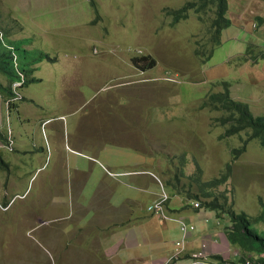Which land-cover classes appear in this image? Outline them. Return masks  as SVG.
Returning <instances> with one entry per match:
<instances>
[{"label": "rangeland", "instance_id": "1", "mask_svg": "<svg viewBox=\"0 0 264 264\" xmlns=\"http://www.w3.org/2000/svg\"><path fill=\"white\" fill-rule=\"evenodd\" d=\"M188 1L193 0H0V30L25 43L23 56L42 51L58 58L41 60L43 82L21 87V95L33 91L53 110L60 88L58 110H65L60 119L69 126L66 133H71L70 119L77 120L68 102H78L83 113L79 131L90 140L81 152L95 156L97 164L84 186L87 193L106 165L117 174L146 170L154 175L146 176L142 188L130 180L118 187L114 178L106 179L89 206L77 207V191L63 189L62 175L53 172L55 159L48 157L25 184L18 178L9 206L0 198V264H144L142 255L151 260L163 251L158 238L152 242L160 224L147 210L151 194L165 188L166 205L188 200L227 164L229 178L211 189L212 197L226 198L235 211L260 214L264 148L255 138L243 143L249 130L225 136L228 124L221 117L226 113L204 103L227 82L232 99L245 102L253 115L264 114V59L254 60L264 52V0H228L231 24L216 44L209 31L211 9L190 8L175 20L172 11ZM212 47L206 61L195 53L199 49L206 56ZM63 57L69 61L61 63ZM79 90L90 100L84 101ZM240 147L236 155L233 149ZM73 163L66 172L73 171ZM170 177L179 178L180 192L170 193ZM116 194L118 204L109 203ZM124 198L138 202L121 203ZM177 231L172 227L165 235L166 247Z\"/></svg>", "mask_w": 264, "mask_h": 264}, {"label": "crops", "instance_id": "2", "mask_svg": "<svg viewBox=\"0 0 264 264\" xmlns=\"http://www.w3.org/2000/svg\"><path fill=\"white\" fill-rule=\"evenodd\" d=\"M67 58L63 57L61 63H67L69 61ZM57 60L58 58H56V62ZM39 64L40 62H37L33 65L35 70L30 74L31 77H36L39 80L29 84L43 82L44 79L38 75ZM23 87L21 89H23ZM79 91L84 101L90 100L81 90ZM30 95L31 96L25 97L24 94H22L21 97L23 99L19 101L14 100V105L10 107V111H7L6 106L9 105L0 95V198L3 200V205L9 206L12 199L10 197H13L15 193L13 187L16 181H18V178L20 177L21 182L25 184V182L29 180L32 172L35 173L45 165L48 157H50V159L52 157L55 159L53 172L62 175L64 182L63 189L65 191H77L78 203L75 204L77 207L89 206L99 184L103 183L106 179L114 178L118 187H127L129 184L126 180H130L131 183H136L134 186L142 188L140 186L146 176H149L151 179L154 177L151 171H149L150 174L145 173L146 170H125L117 174L111 171L110 167L106 165V171L103 169V172L99 173V176L96 178V184L94 187H91L87 193L84 186H86L87 180L93 175V171L97 164L95 156H87L81 152V149H86L90 139H88L87 134H82L79 131L80 126L85 123V120L80 117L83 113H80L79 107L76 106L78 102H75V105L69 102L67 104L69 114L72 117L76 116L77 120L72 121V119H70L72 122L71 133H66L65 125L67 127L69 126L65 124L64 121H61V119L65 117L63 114L65 110L62 109V112L58 110L60 109V88H58V92L56 93L57 98H59L58 105L56 104L58 109H47L43 106V102L33 96V91L30 92ZM25 102H28V104ZM19 107L22 108V112L18 110ZM71 107L74 108L71 109ZM47 131H49V133ZM73 144H76L78 148L72 147L71 145ZM70 149L74 153L69 152L68 150ZM70 153L72 155L78 153L77 155L83 160L79 162L75 157L70 156ZM70 160L74 162V166L73 171L68 173L65 170H67ZM132 167L134 168L135 166ZM73 176L78 178V190L75 189V187L72 188L71 179H73ZM121 176L126 177L124 179L121 178ZM114 191L116 192V190ZM162 191L165 192L163 188L161 189V192ZM161 192L152 193L151 202L158 198ZM117 196L116 194L113 199ZM116 199L109 203L117 205ZM126 200L131 201L134 206L138 202L137 198H124L121 199L120 202L122 203V201L124 202ZM195 201L196 200L177 199L174 203L169 204L168 202L169 205H166L164 209L166 218L163 219L149 211L150 214L156 218V222L160 224V229L156 231V235H152V242L158 238L157 242L160 245V249H163V251L158 253L151 260L142 255L144 264H160L173 254L175 251V242L181 238L179 228L180 219L195 226L184 244V250L179 254V256L183 257L182 260H187L192 252L199 250L200 244L203 241L208 243L205 252V254L209 256L208 258L222 261L224 264H231V261L238 260L233 256V251L235 249L229 245L225 237V222L217 219L213 211L194 207L192 203ZM61 202L62 201H60V203ZM171 205H173V207ZM135 218L145 220L144 217ZM176 226L178 229V236L175 238L174 242L166 247L164 237L168 235L172 227L176 228ZM132 229L134 230L133 227ZM162 231L164 234L161 233ZM147 234V237L151 235L149 233ZM134 236L138 246L139 240L136 238L135 234ZM142 237H144V241H146L144 234L140 236V238Z\"/></svg>", "mask_w": 264, "mask_h": 264}, {"label": "trees", "instance_id": "3", "mask_svg": "<svg viewBox=\"0 0 264 264\" xmlns=\"http://www.w3.org/2000/svg\"><path fill=\"white\" fill-rule=\"evenodd\" d=\"M190 8H194L196 12L209 8L214 12V17L210 20L209 31L212 33L214 44L218 43L220 41L221 30L231 24V20L227 16L228 0L188 1L180 9L172 11L175 20L184 17L185 11ZM256 19L259 23L263 21L260 16L256 17ZM1 30L0 77L2 79L0 78V95L11 107L15 102L12 100L15 96L12 83L23 79L21 84V87H23L31 82L38 81L39 79L36 77L30 76L35 70L33 65L43 59L55 61L56 58L42 51L34 54V56H23L28 50L24 47L25 43L20 45L16 40L8 39L7 32ZM212 50L213 47L206 56L199 49H196L195 53L198 57H204L203 61H206L211 57ZM249 52L250 50H247L244 53L248 54ZM254 58V60L264 59V52L259 53ZM223 86V91L210 94L209 100L204 105H208L213 109H222L226 113V115L221 117V121L224 124H228V128L224 132L225 136L239 133L242 130H249L248 138L243 143L255 138L264 148V114L253 115L245 102L232 99L227 82H223ZM21 99L23 98L21 97ZM233 151L238 155L243 151V147L233 149ZM229 171L230 164H227L225 172L221 173L218 177L203 182L200 187V193L189 195L188 199L198 201V208L213 211L217 219H224V221L227 219L226 223H224V228L225 237L229 245L239 250L243 257H249L252 264H264V226H261V223L264 225V204L261 203L262 210L259 215L250 216L245 211H235L226 198L220 201L215 196L212 197L213 193L211 189L225 183L229 178ZM173 179V177L168 179L166 187L170 193H174L175 190L180 192L178 188L179 178ZM168 196L170 197L169 194ZM242 262L243 258L231 261V264H241Z\"/></svg>", "mask_w": 264, "mask_h": 264}, {"label": "built area", "instance_id": "4", "mask_svg": "<svg viewBox=\"0 0 264 264\" xmlns=\"http://www.w3.org/2000/svg\"><path fill=\"white\" fill-rule=\"evenodd\" d=\"M22 80L12 83V87L14 89L15 96L12 100L21 99V95L19 93V89L21 88ZM18 86V87H17ZM168 195L165 192H162L161 195L153 200L147 207L149 211H151L154 215L159 218H166L165 214V205L167 203ZM194 207H198L199 203L197 201L193 202ZM180 233L181 238L175 242V251L168 258L165 259L162 264H224L222 261H218L215 259L208 258L209 256L205 254L208 243L206 241L201 242L200 248L197 251L192 252L187 260H182L183 257L179 256V254L184 250V244L187 238L190 236L191 232L194 230L195 226L191 223H187L180 219ZM233 256L236 259L243 258V262L241 264H252V261L249 257H243L239 250L235 249L233 251Z\"/></svg>", "mask_w": 264, "mask_h": 264}, {"label": "clouds", "instance_id": "5", "mask_svg": "<svg viewBox=\"0 0 264 264\" xmlns=\"http://www.w3.org/2000/svg\"><path fill=\"white\" fill-rule=\"evenodd\" d=\"M169 197V196H168ZM198 202V201H197ZM199 203V202H198ZM192 205H193V203H192Z\"/></svg>", "mask_w": 264, "mask_h": 264}]
</instances>
